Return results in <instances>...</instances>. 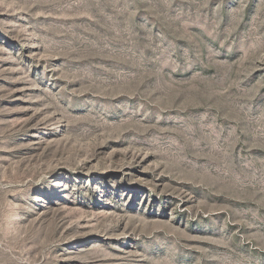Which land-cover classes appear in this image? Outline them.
<instances>
[{
  "label": "rangeland",
  "instance_id": "374dc122",
  "mask_svg": "<svg viewBox=\"0 0 264 264\" xmlns=\"http://www.w3.org/2000/svg\"><path fill=\"white\" fill-rule=\"evenodd\" d=\"M0 264H264V0H0Z\"/></svg>",
  "mask_w": 264,
  "mask_h": 264
}]
</instances>
